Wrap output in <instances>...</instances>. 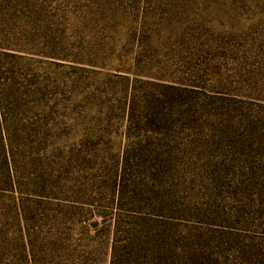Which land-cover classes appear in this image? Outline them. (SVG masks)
Returning a JSON list of instances; mask_svg holds the SVG:
<instances>
[{
  "label": "rangeland",
  "instance_id": "374dc122",
  "mask_svg": "<svg viewBox=\"0 0 264 264\" xmlns=\"http://www.w3.org/2000/svg\"><path fill=\"white\" fill-rule=\"evenodd\" d=\"M113 238L264 264V0H0V264Z\"/></svg>",
  "mask_w": 264,
  "mask_h": 264
},
{
  "label": "trees",
  "instance_id": "16d2710c",
  "mask_svg": "<svg viewBox=\"0 0 264 264\" xmlns=\"http://www.w3.org/2000/svg\"><path fill=\"white\" fill-rule=\"evenodd\" d=\"M144 234H147L145 231ZM136 244V252L138 256L142 253V250L138 249V246L143 249H149L148 241L143 239V234L139 235L135 240ZM118 241L116 238H113V242L111 244V260H109L108 264H159L155 262V260H121L122 255L119 254ZM145 246V247H144ZM68 261L71 260H23L22 264H68ZM73 264H95L91 263V260H74Z\"/></svg>",
  "mask_w": 264,
  "mask_h": 264
}]
</instances>
